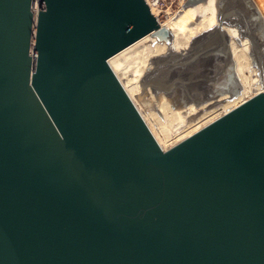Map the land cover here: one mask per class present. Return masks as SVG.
<instances>
[{
  "label": "water",
  "instance_id": "obj_1",
  "mask_svg": "<svg viewBox=\"0 0 264 264\" xmlns=\"http://www.w3.org/2000/svg\"><path fill=\"white\" fill-rule=\"evenodd\" d=\"M244 1L173 53L180 105L239 90L224 26L264 88ZM34 3L0 0V264H264V90L164 150L108 65L162 30L146 2Z\"/></svg>",
  "mask_w": 264,
  "mask_h": 264
},
{
  "label": "bare ground",
  "instance_id": "obj_2",
  "mask_svg": "<svg viewBox=\"0 0 264 264\" xmlns=\"http://www.w3.org/2000/svg\"><path fill=\"white\" fill-rule=\"evenodd\" d=\"M184 7V10L180 11L181 13L175 19L160 23L161 29H167L171 32V42L160 41L157 38H152L149 34L141 37L140 40L108 60L110 69L113 70L126 94L133 101L155 141L164 150L166 147L164 146L165 141L172 140L182 134L188 136V134L198 129L197 127L204 119L217 118V116L229 111L233 106L243 102L253 94L261 92L263 88L262 82L258 79L257 68L250 65V50L248 47L250 42L246 38H239L237 30L233 26H224V31L229 36V51H231L235 74L240 84L239 90L235 91L233 89L231 92L227 91L230 93H222L206 100L192 101L180 105L183 102V97L179 92L183 90V85L179 76L171 77V70L175 66V61L171 60L173 56H168L169 59L165 60L167 68L170 69L166 81L156 80L157 73H155L156 75L148 74L151 84L145 86L142 83L144 86H141L142 75L152 69V59L165 52L185 53L192 38L202 31L214 28L218 24L216 22L218 12L216 0H204L199 5H185ZM157 21H159L158 17ZM187 28L189 29L186 31ZM126 54L128 55L126 56ZM123 56H126L125 59L123 58L124 60L122 59ZM218 77L223 82L222 86L229 85L223 74ZM180 88L182 89L178 92L177 90ZM165 92L172 95V100L164 94ZM152 103L159 106L162 117L153 112ZM207 120H205L206 123Z\"/></svg>",
  "mask_w": 264,
  "mask_h": 264
},
{
  "label": "rangeland",
  "instance_id": "obj_3",
  "mask_svg": "<svg viewBox=\"0 0 264 264\" xmlns=\"http://www.w3.org/2000/svg\"><path fill=\"white\" fill-rule=\"evenodd\" d=\"M204 0H160V12L158 14V22L159 23H166L167 21H170V20H173L175 19L183 10H184V6L187 5V6H192V5H199V3L203 2ZM252 2L254 3L255 6H257V9L261 12V14L263 15L264 17V0H252ZM256 3V4H255ZM216 5L218 7V12L217 14L218 15H221L222 17H226L228 14H227V7L230 6V3L229 4H226V0H216ZM183 6V7H181ZM259 7V8H258ZM179 10V11H178ZM178 11V12H177ZM181 11V12H180ZM195 19V18H194ZM217 22V21H216ZM218 23V22H217ZM189 28L185 29L186 31L188 30ZM184 30V31H185ZM208 30H211L208 29ZM207 30V31H208ZM183 32V31H182ZM204 32V31H202ZM168 33V34H167ZM201 33V32H200ZM155 34V35H154ZM199 35V34H198ZM150 36L152 38H157L158 40L160 41H165V42H171V39H172V34L171 32H169L167 29H162L160 31H156L155 33H152L150 34ZM161 38V39H160ZM196 37L192 38L191 41H193ZM239 39V38H238ZM247 39V38H246ZM240 40V39H239ZM241 41V40H240ZM249 42V41H248ZM191 43V42H190ZM249 50L251 52V46L249 44ZM187 50V49H186ZM173 52V51H172ZM186 52V51H185ZM250 52H249V55H250ZM173 53H178V54H182L181 52H173ZM173 53H164L162 55H159V56H156V58L152 59V66H151V70L148 72V73H145L144 75H142L143 77L141 78L140 80V83H141V86H146L148 84H151V79L149 78V75L148 74H152V75H156L155 73H157V78L156 80L159 78V74H160V70L161 69L160 67H164L167 59H169V57L171 56H174L175 54ZM128 54H126L127 56ZM126 56H123L122 59ZM169 56V57H168ZM232 56V55H231ZM174 58V57H173ZM123 59V60H124ZM233 59V58H232ZM172 60V59H171ZM165 61V62H164ZM234 62V61H233ZM250 65H252V67H255V65L252 64L251 62V59H250ZM154 66V67H153ZM134 74V73H133ZM146 77V78H145ZM258 79H259V73H258ZM144 85H143V84ZM152 89V88H151ZM262 90H264V88H262ZM153 92V91H152ZM252 92V91H251ZM144 94H146V92H144ZM147 96V94H146ZM152 109H153V112L157 114V116H160L162 117V113L160 111V108L159 106L156 104V103H152ZM215 117H211L209 118L208 120L207 119H204L203 122H201V124H199V127H197L198 129L201 128V126L203 127L204 124H206V121L207 120V123L208 121H210L211 119H214ZM203 123V124H202ZM201 125V126H200ZM197 129V130H198ZM185 135V136H184ZM187 134H182V135H179L178 137H175L174 139L172 140H168V141H165L164 142V146L165 149L174 145V143H176L177 141H179V139L181 140L182 138L186 137ZM182 137V138H180ZM172 141V142H171ZM163 144V142H162Z\"/></svg>",
  "mask_w": 264,
  "mask_h": 264
},
{
  "label": "built area",
  "instance_id": "obj_4",
  "mask_svg": "<svg viewBox=\"0 0 264 264\" xmlns=\"http://www.w3.org/2000/svg\"><path fill=\"white\" fill-rule=\"evenodd\" d=\"M150 9L151 13L157 18L160 12V0H144ZM37 6V0H35L33 9L35 10Z\"/></svg>",
  "mask_w": 264,
  "mask_h": 264
},
{
  "label": "flooded vegetation",
  "instance_id": "obj_5",
  "mask_svg": "<svg viewBox=\"0 0 264 264\" xmlns=\"http://www.w3.org/2000/svg\"><path fill=\"white\" fill-rule=\"evenodd\" d=\"M239 1V3L241 4V5H244L245 4V1L244 0H238Z\"/></svg>",
  "mask_w": 264,
  "mask_h": 264
}]
</instances>
